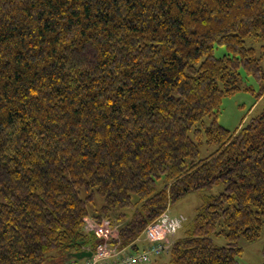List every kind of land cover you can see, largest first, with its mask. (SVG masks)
Returning a JSON list of instances; mask_svg holds the SVG:
<instances>
[{
  "label": "trees",
  "instance_id": "trees-1",
  "mask_svg": "<svg viewBox=\"0 0 264 264\" xmlns=\"http://www.w3.org/2000/svg\"><path fill=\"white\" fill-rule=\"evenodd\" d=\"M248 38L264 42V0H0V264L71 262L101 242L85 219L137 251L172 204L217 185L169 264H239L264 225V108L234 131L217 118L241 68L264 93Z\"/></svg>",
  "mask_w": 264,
  "mask_h": 264
},
{
  "label": "rangeland",
  "instance_id": "rangeland-1",
  "mask_svg": "<svg viewBox=\"0 0 264 264\" xmlns=\"http://www.w3.org/2000/svg\"><path fill=\"white\" fill-rule=\"evenodd\" d=\"M245 46L255 49L257 58L260 59L261 74L264 78V42L262 40L246 39ZM226 54V50L223 46L215 45L214 56L217 58L223 57ZM239 91L234 94L227 95L222 99L218 118V123L224 128L234 131L235 129L247 125L250 120L259 115L264 108V93L260 96L261 86L255 78L248 75L243 68L239 70ZM205 125H209L211 118L205 117L203 119ZM214 147H208L206 144L200 146L201 157H206L212 152ZM222 186L217 185L212 188H205L201 191H195L187 194L168 209V214L176 218L181 216L184 218L182 226H189L192 218L194 217L196 210L201 206L204 199L209 195H216L221 192ZM79 196L82 199L87 198V192L79 190ZM103 205V199L94 194L92 197V203H88V209L90 212L98 210ZM183 236L182 231H178L171 241ZM99 239V238H98ZM213 243L217 247L226 246V240L223 236H213ZM100 240V239H99ZM100 244V242L98 243ZM241 248V255L238 257L239 264H262L263 255L262 250L264 247V225L257 238L254 240H247L241 238L238 243ZM74 260V259H73ZM71 261L70 264L79 263L80 261ZM154 261V260H152ZM150 262L147 264H169V255L164 254L161 256V260L158 263ZM83 264V263H80Z\"/></svg>",
  "mask_w": 264,
  "mask_h": 264
},
{
  "label": "built area",
  "instance_id": "built-area-1",
  "mask_svg": "<svg viewBox=\"0 0 264 264\" xmlns=\"http://www.w3.org/2000/svg\"><path fill=\"white\" fill-rule=\"evenodd\" d=\"M178 223L163 214L157 221L150 223L144 230V237L147 245L134 251L129 248H118L107 244V239L112 234V229L107 220L100 223L96 220L85 219L84 228L92 232L100 239L94 249L91 250V258L83 264H147L153 258L167 254L172 245L171 238L177 230ZM70 264V263H65Z\"/></svg>",
  "mask_w": 264,
  "mask_h": 264
},
{
  "label": "water",
  "instance_id": "water-1",
  "mask_svg": "<svg viewBox=\"0 0 264 264\" xmlns=\"http://www.w3.org/2000/svg\"><path fill=\"white\" fill-rule=\"evenodd\" d=\"M91 256H92V252L89 251V250H85V251H82V252H79V253L71 254L68 259H74L76 261H81V260H84V259H88Z\"/></svg>",
  "mask_w": 264,
  "mask_h": 264
},
{
  "label": "crops",
  "instance_id": "crops-1",
  "mask_svg": "<svg viewBox=\"0 0 264 264\" xmlns=\"http://www.w3.org/2000/svg\"><path fill=\"white\" fill-rule=\"evenodd\" d=\"M167 215H168V217H169L170 219L175 220V221L178 223V227H177V229H179L180 226L182 225V220H184V218L181 217V216H177L176 218H173V217H171V216L168 214V211H167ZM178 231H179V230H178ZM178 231H177V232H178ZM177 232H176V233H177ZM141 242H142V240H141ZM160 260H161V257H159L158 259H156V260H154V261H152V262L158 263ZM80 263H83V261H80L79 263H76V264H80Z\"/></svg>",
  "mask_w": 264,
  "mask_h": 264
}]
</instances>
